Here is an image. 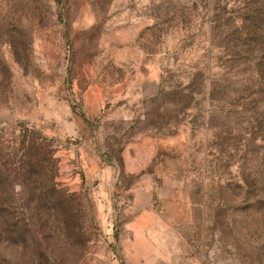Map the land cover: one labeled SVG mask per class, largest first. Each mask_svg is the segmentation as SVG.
I'll return each mask as SVG.
<instances>
[{
	"label": "rangeland",
	"instance_id": "1",
	"mask_svg": "<svg viewBox=\"0 0 264 264\" xmlns=\"http://www.w3.org/2000/svg\"><path fill=\"white\" fill-rule=\"evenodd\" d=\"M262 45L264 0H0V148L23 127L50 139L81 224L36 213L7 258L264 264V102L246 98ZM186 86V111L151 102Z\"/></svg>",
	"mask_w": 264,
	"mask_h": 264
},
{
	"label": "trees",
	"instance_id": "2",
	"mask_svg": "<svg viewBox=\"0 0 264 264\" xmlns=\"http://www.w3.org/2000/svg\"><path fill=\"white\" fill-rule=\"evenodd\" d=\"M259 53L264 54V45L260 47ZM254 66L259 85L253 84L258 91L246 98L257 97L260 102H264V57L258 58ZM230 74L224 73L211 84L208 96L213 106H217L216 112L223 113L224 108L218 107L228 103L232 83ZM201 84L200 73L194 74L191 86ZM188 88L168 90L165 87L151 102H170L175 108L186 111L194 100L192 91L185 94ZM175 112L166 111L159 118L171 117V113ZM18 146L0 148V264H13L2 251L1 245L18 244L24 234L31 233L35 228L32 229L36 213L40 217L39 222H46L43 218L46 210L55 213L56 219L71 231V238L77 236L76 231L81 226L74 198L57 182L58 163L51 140L35 129L23 127L20 129ZM260 204L264 209V200ZM36 228H39L38 225Z\"/></svg>",
	"mask_w": 264,
	"mask_h": 264
}]
</instances>
